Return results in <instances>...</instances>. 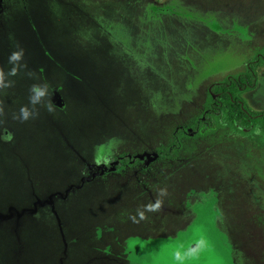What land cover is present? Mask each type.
Listing matches in <instances>:
<instances>
[{"label": "rangeland", "instance_id": "obj_1", "mask_svg": "<svg viewBox=\"0 0 264 264\" xmlns=\"http://www.w3.org/2000/svg\"><path fill=\"white\" fill-rule=\"evenodd\" d=\"M263 52L264 0H0V264H264L263 127L190 128ZM44 83L55 110L15 119ZM241 96L264 113L263 63Z\"/></svg>", "mask_w": 264, "mask_h": 264}, {"label": "trees", "instance_id": "obj_2", "mask_svg": "<svg viewBox=\"0 0 264 264\" xmlns=\"http://www.w3.org/2000/svg\"><path fill=\"white\" fill-rule=\"evenodd\" d=\"M260 63L264 64V52L249 63L245 73L214 84L205 101L203 113L194 118L190 128L198 135L216 133L225 127H229L233 131L252 132L256 128V123L259 122L264 129V113L251 112L241 96L243 92L256 86L257 69ZM185 134L186 130L181 126L175 131L170 142L160 143L157 148L159 158L161 160L164 158L176 160L184 137H186ZM120 154L125 155V152ZM118 155L108 157L105 161L110 163L117 159ZM132 166L135 164L131 165L127 157L123 158L119 164L122 171Z\"/></svg>", "mask_w": 264, "mask_h": 264}, {"label": "clouds", "instance_id": "obj_3", "mask_svg": "<svg viewBox=\"0 0 264 264\" xmlns=\"http://www.w3.org/2000/svg\"><path fill=\"white\" fill-rule=\"evenodd\" d=\"M24 55L23 49L19 51H14L9 57V63L13 64L9 72L7 73L8 76H15L17 75L18 68L23 67L24 65H20L19 62L22 60ZM29 75H33L29 73ZM12 80L6 81L5 73L2 69H0V89L8 88L13 85ZM30 96H29V104L31 108L27 105L22 106L19 110V114L15 116V119H18L20 122H27L30 119H35L39 116V110L37 108L38 105L44 107L48 112H53L55 110V105L50 97L49 93V85L47 83L44 84H34L30 87ZM47 98V102L45 100ZM3 114V108L0 106V115ZM165 194L164 191H161V195ZM162 201L159 199L157 202L153 204L146 205L145 208L148 211H158L161 207ZM141 218H144V212H139Z\"/></svg>", "mask_w": 264, "mask_h": 264}, {"label": "flooded vegetation", "instance_id": "obj_4", "mask_svg": "<svg viewBox=\"0 0 264 264\" xmlns=\"http://www.w3.org/2000/svg\"><path fill=\"white\" fill-rule=\"evenodd\" d=\"M257 71H258V69H257ZM211 90H212V86L209 90V93L211 92ZM125 157H127L130 164H135V167H137L139 164H142L145 162L143 159L136 157V155H131L130 153H125V155L119 154L117 156V159H115L114 161H112L110 163H107L106 161H99V165H97L96 167H98L99 171L101 170L102 172H104L103 175H105L106 174L105 170L107 169V167H111V166H114V167L118 166L119 167L120 162ZM115 163H117V164H115Z\"/></svg>", "mask_w": 264, "mask_h": 264}, {"label": "water", "instance_id": "obj_5", "mask_svg": "<svg viewBox=\"0 0 264 264\" xmlns=\"http://www.w3.org/2000/svg\"><path fill=\"white\" fill-rule=\"evenodd\" d=\"M8 138V132H6V134L4 135V139H7ZM145 156H147V153L146 154H144V155H140V156H138V157H144L145 158Z\"/></svg>", "mask_w": 264, "mask_h": 264}, {"label": "crops", "instance_id": "obj_6", "mask_svg": "<svg viewBox=\"0 0 264 264\" xmlns=\"http://www.w3.org/2000/svg\"><path fill=\"white\" fill-rule=\"evenodd\" d=\"M136 157H138V156H136ZM140 158V157H139Z\"/></svg>", "mask_w": 264, "mask_h": 264}]
</instances>
